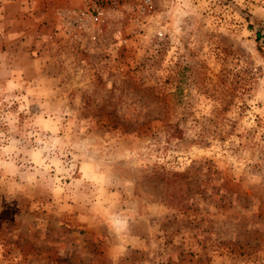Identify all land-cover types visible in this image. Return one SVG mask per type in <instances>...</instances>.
Listing matches in <instances>:
<instances>
[{
	"label": "rangeland",
	"instance_id": "374dc122",
	"mask_svg": "<svg viewBox=\"0 0 264 264\" xmlns=\"http://www.w3.org/2000/svg\"><path fill=\"white\" fill-rule=\"evenodd\" d=\"M153 1L0 0V264H264V0Z\"/></svg>",
	"mask_w": 264,
	"mask_h": 264
},
{
	"label": "built area",
	"instance_id": "2783aa9c",
	"mask_svg": "<svg viewBox=\"0 0 264 264\" xmlns=\"http://www.w3.org/2000/svg\"><path fill=\"white\" fill-rule=\"evenodd\" d=\"M57 16L62 35L71 41L95 40L100 25L106 21L116 7L128 0H57ZM138 12L152 16L155 12L153 0H135Z\"/></svg>",
	"mask_w": 264,
	"mask_h": 264
},
{
	"label": "crops",
	"instance_id": "0c3cea01",
	"mask_svg": "<svg viewBox=\"0 0 264 264\" xmlns=\"http://www.w3.org/2000/svg\"><path fill=\"white\" fill-rule=\"evenodd\" d=\"M33 2H42L44 3V11L43 13H41L39 10H34L32 11V15H33V26L34 28L38 29L40 32H42V30H47V34H53V30L56 29L59 30V32H61L60 29V25H59V18L57 16V0H33ZM40 14L46 15V18L44 20H42V18L40 17ZM46 20V21H45ZM58 23V24H55ZM57 34V33H56ZM45 36V35H43Z\"/></svg>",
	"mask_w": 264,
	"mask_h": 264
},
{
	"label": "trees",
	"instance_id": "16d2710c",
	"mask_svg": "<svg viewBox=\"0 0 264 264\" xmlns=\"http://www.w3.org/2000/svg\"><path fill=\"white\" fill-rule=\"evenodd\" d=\"M260 35V33L259 32H257V34H256V36H257V38H258V36Z\"/></svg>",
	"mask_w": 264,
	"mask_h": 264
}]
</instances>
